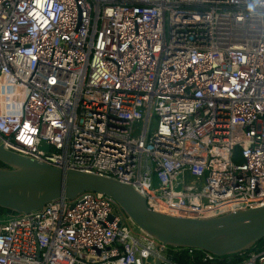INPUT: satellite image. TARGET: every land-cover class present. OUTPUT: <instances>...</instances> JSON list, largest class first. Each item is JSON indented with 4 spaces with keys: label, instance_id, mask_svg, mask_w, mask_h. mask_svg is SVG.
<instances>
[{
    "label": "built area",
    "instance_id": "built-area-1",
    "mask_svg": "<svg viewBox=\"0 0 264 264\" xmlns=\"http://www.w3.org/2000/svg\"><path fill=\"white\" fill-rule=\"evenodd\" d=\"M0 145L162 214L264 206V0H0ZM116 206L86 192L3 219L0 264H264V240L198 254Z\"/></svg>",
    "mask_w": 264,
    "mask_h": 264
},
{
    "label": "water",
    "instance_id": "water-1",
    "mask_svg": "<svg viewBox=\"0 0 264 264\" xmlns=\"http://www.w3.org/2000/svg\"><path fill=\"white\" fill-rule=\"evenodd\" d=\"M0 210L27 214L66 198L94 192L111 198L142 231L160 243L217 257L249 250L264 240V206L209 219L176 217L151 209L132 185L40 162L0 145ZM157 264H161L159 261Z\"/></svg>",
    "mask_w": 264,
    "mask_h": 264
},
{
    "label": "rangeland",
    "instance_id": "rangeland-1",
    "mask_svg": "<svg viewBox=\"0 0 264 264\" xmlns=\"http://www.w3.org/2000/svg\"><path fill=\"white\" fill-rule=\"evenodd\" d=\"M116 210H117L116 213L119 214L123 219H127V222L129 223V225L132 226L133 230L136 233H138L139 232L138 227L136 225L132 224L130 221H128V216L118 206H116ZM13 215L14 214L5 213V211H4V214H0V222H2L3 219H7Z\"/></svg>",
    "mask_w": 264,
    "mask_h": 264
},
{
    "label": "trees",
    "instance_id": "trees-1",
    "mask_svg": "<svg viewBox=\"0 0 264 264\" xmlns=\"http://www.w3.org/2000/svg\"><path fill=\"white\" fill-rule=\"evenodd\" d=\"M0 167H2V168H7V166L6 165H4L3 163H1L0 162ZM2 212H4V211H2ZM5 213H8L7 211H5ZM196 253H198V254H200V253H202L201 251H198V252H196ZM181 263H186V261L183 259V258H180V259H178Z\"/></svg>",
    "mask_w": 264,
    "mask_h": 264
},
{
    "label": "flooded vegetation",
    "instance_id": "flooded-vegetation-1",
    "mask_svg": "<svg viewBox=\"0 0 264 264\" xmlns=\"http://www.w3.org/2000/svg\"><path fill=\"white\" fill-rule=\"evenodd\" d=\"M0 214H4V212H2V211L0 210Z\"/></svg>",
    "mask_w": 264,
    "mask_h": 264
}]
</instances>
